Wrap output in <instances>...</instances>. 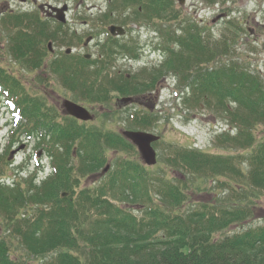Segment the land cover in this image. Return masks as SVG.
<instances>
[{
  "label": "trees",
  "instance_id": "1",
  "mask_svg": "<svg viewBox=\"0 0 264 264\" xmlns=\"http://www.w3.org/2000/svg\"><path fill=\"white\" fill-rule=\"evenodd\" d=\"M201 1L215 4L229 0ZM119 2L115 5L118 6L116 10L136 7L133 15L137 21L171 24V30L166 27L161 30L167 41L168 56L160 68L179 76V86L190 93L184 104H204L229 118L236 135L228 131L221 140L237 150L252 148L247 155L249 168L245 171L232 163L234 158L230 155L176 148L165 162L174 169H184L191 176L204 174L216 178L218 186L226 187L227 195L219 198L222 204L201 203L199 207L181 212L186 201V184L181 185L178 180L173 182L165 176L153 177L146 167L128 159L119 162L121 167L113 170L103 186L83 189L74 199L70 191L74 185L70 184L74 171L72 168L67 171L74 145L71 144L67 153L69 138L79 141L77 146L82 162L76 170L81 176L97 172L105 163L103 147L129 151L130 144L117 133L102 132L94 127L80 125L77 134L79 123L76 120L58 121L57 114L45 110L43 101L38 100L40 110L35 112L31 95L22 90L16 78L0 69V84L18 100L30 133L33 129L40 132L42 139L38 145L53 158L55 168V173L40 185L31 182L34 194L30 193L31 188L24 187V181H18L12 187L0 183V220L4 225L0 232V264H30L20 258L17 251L22 249L40 264H264V226H261L264 224L217 237L221 229L253 218L258 206L251 197L264 194V140L254 147L255 131L260 125L264 126V78L236 57L235 42L239 32H231L235 24L227 28L228 33L224 31L220 40L211 42L198 21L179 22L183 19L172 0ZM111 16L109 12L104 18ZM41 21L38 13L34 16L6 14L0 18L5 29H17L9 33L11 54L16 55L19 49L34 52L39 48L37 44L42 40L32 41L26 34L36 38L35 33L43 28ZM43 25L50 29V25ZM32 27L36 32L31 31ZM19 33L23 34L22 38ZM47 33L49 36H45V40L53 37L52 33ZM124 50L136 55L132 49ZM113 53L111 51L108 56ZM211 62L215 65L202 66ZM105 67L101 72L87 71L85 74L58 70L54 73L66 89L84 100L105 98L113 90L132 94L136 88L144 86L141 80L119 74L115 78L106 75L105 80L99 82ZM61 130L65 131L64 137L58 134ZM117 139L123 144L116 143ZM102 140L106 142L102 143ZM119 170L125 172L122 185L118 183L123 181ZM221 176L229 181L222 180ZM32 180L25 182L28 184ZM62 189L69 190L70 196H62ZM127 204L136 205L138 210L135 212L138 213L130 210ZM29 205L41 207L36 210L37 217L18 211ZM15 242L19 243V249ZM50 254L52 257L47 258Z\"/></svg>",
  "mask_w": 264,
  "mask_h": 264
},
{
  "label": "rangeland",
  "instance_id": "2",
  "mask_svg": "<svg viewBox=\"0 0 264 264\" xmlns=\"http://www.w3.org/2000/svg\"><path fill=\"white\" fill-rule=\"evenodd\" d=\"M172 1L180 12V17L183 19L179 22L183 23V21L187 22L188 20L198 21L205 31L204 34H206V36L209 35L208 40L211 42L220 40L224 31H227L230 25L235 24V27L232 26L231 32L233 31L234 33L235 30L239 32L235 42L236 57L238 56L240 61L246 64L248 63L253 71H259L260 75L264 78V0H229L226 3L218 2L215 4L205 3L201 0H184V4H181L179 0ZM63 5L69 6V12L66 15V26L56 25V21L53 20L55 15L51 16L53 12L52 7H61ZM109 9V0H0V12L4 14H32L34 16L38 13L42 20L41 24L43 28L41 29L44 30L43 32L39 30L36 32L32 31L34 28L32 27L31 31L36 32L35 34L38 35L36 38L34 35L26 34L32 41L35 40L36 42L42 40L37 44L39 48L34 50V52L32 50L24 52L23 49H19L16 55H14L11 54L8 49V41L9 33L17 29H5L2 24H0V69H4V72L8 76L16 78L22 90L31 95L30 97L35 112L40 110L38 107V100H40L45 102V110L49 109L52 115H58V121L62 123L67 121L68 123L70 119L67 117L66 111H64V100H73L85 106L87 109H90L91 113L94 115L93 119L89 122H80L79 126L76 127L77 134L79 133L81 125V127H94L102 132L112 131L122 137V131L124 130H143L159 135V141L155 144L153 143V147L157 152V162L151 166H143L146 167L149 175L153 177L165 176L173 180V182L177 183L178 180L181 185L184 183L186 184V201L180 209L181 212L199 207L201 203L222 204V200L219 198L223 195H227L225 194L226 187L223 188L218 186L219 181L216 178L204 174L191 176L186 173L184 169V171H181V168L174 169L165 162L166 157L174 152L176 148L230 155L234 158L232 163L237 164L246 171L249 168L247 155L252 151V148L237 150V148L230 147L229 143L223 142L221 137L224 134V129H229L230 131V129L234 127L231 126L229 118L215 110L208 109L204 104L200 106H189L184 104L186 95L188 94V97L190 95L189 91L179 86L178 75L173 74L172 71L167 72V70L160 68V62L166 57V54L160 49V46H162L164 42L160 29L166 27L167 30H171V28H173L169 27L171 24L161 22L156 24L154 21L151 22V25L144 23L131 24L129 27L132 32L127 40H130L128 42H131L133 46L138 48V53L141 54V57L131 59L121 54L117 59L113 60L111 64H106L105 72L99 82H103L106 75L113 78L119 77L116 76L118 73L120 77H127L131 80H141L144 86L136 88L132 94L120 93L113 90L107 97L105 96V98L102 97L99 98V100H84L78 98L72 91L67 90L63 86L62 81L53 74L51 62L55 60L56 54L62 53L63 55L67 50V45H71V43L68 42L71 33L67 32V29L69 27L76 28L78 30V35L85 34L86 36L95 30V25L91 19H94L97 14L107 12ZM48 19L52 20L49 21ZM84 22H88V24L85 25ZM44 23L53 24L57 33L47 40H45V36L49 35L46 29L49 27L45 29ZM237 25L239 29L236 28ZM154 32H157V34H154ZM19 34V37L22 38L23 34ZM53 40H57L59 46L65 45V48H62V50L59 48L55 50L54 47L56 45L52 44L53 51H55H49L48 44L52 43ZM98 43V38H95L92 42V46ZM105 43L106 42H104L103 45ZM113 44V40L110 39L108 43L104 45L103 51H106V49ZM72 48L74 49V47ZM77 48H80V45H78ZM88 50L89 53L94 55L95 60L103 59V57L99 58L101 51H96L95 49ZM117 54H119V52ZM99 65H101V63L98 61L97 66ZM214 65L215 63L211 62L202 66L209 67ZM155 66H157V69H160L158 73L155 72L157 69H152ZM144 68L148 70L144 71ZM89 71H94V69L91 68ZM120 83L121 85L124 84V82ZM131 84H133L132 81ZM129 97H132L133 100H127ZM118 98L119 101H117ZM135 111V115H138V117L135 119L130 118L129 113ZM0 116L5 117L4 114ZM3 122L4 121H2L1 124ZM6 130L9 131V128ZM7 133L6 131L0 133V161L2 159L4 160V163L0 162V179L5 178L6 184H10L12 178L20 182L24 181V187L31 188L32 191L30 190V193L34 194L35 191L32 189L31 182H33L35 186L40 185L38 180L41 181L43 178V176L39 174L40 172L38 173L35 170L34 162L38 150L36 143V141H38V136L36 137L35 135L31 139L20 134L17 136V139L13 142L14 146L12 150L21 145H23V148L13 162V158L7 159L11 151L10 149L9 151L7 150L8 141L11 139V136L9 137ZM58 134L64 137L65 131L61 130ZM231 135H236V131L232 130ZM255 136L256 141L254 147L257 146L260 141L264 140V126L260 125L255 131ZM74 141H72V138L67 140V153L70 152L71 144H74L70 152L72 156L69 163H67V171L71 168L74 171L73 178H70V184H74L73 187L70 188L71 197L74 199L78 198V194L83 189H98L99 185H103L105 181L109 180L112 171H109L107 176L100 179V176L107 171L106 165L110 164L113 170H116V168L121 167L122 163H119V161L122 159H128L139 165L142 163L139 149L134 145L132 146L131 141H126L131 146L129 151L118 148L106 149V146L103 147L107 158L105 163L102 164L100 169L94 174L81 176L78 170H76L77 166L82 162L80 156L81 152L77 146L79 141L77 140L75 143ZM101 142L105 143L106 141L102 140ZM116 143L119 145L123 144L120 143V139H117ZM58 145H61V143ZM41 151L39 159L43 158L42 164L45 166L46 170L44 174L46 175L50 173L49 157L46 155L45 151L42 149ZM32 159H34V161ZM73 171L69 170V174H72ZM35 172L38 174L33 177L31 173L35 174ZM100 172L103 173L100 175ZM124 173L125 172L121 170L119 177L122 178ZM74 177H78L80 180L76 181ZM32 178L36 180L28 181V184L25 182L26 179ZM219 178L224 181H229V178L227 179L225 176ZM233 184L236 185L235 182H233ZM62 191L66 192L64 196H70L69 190L62 189L61 192ZM251 198L255 199L257 202L259 201V204L256 202L258 207H255L253 218H246L245 220L234 223L228 228L221 229L220 233L217 234L218 238L240 232L249 226L264 224V194H258L255 198L253 195ZM127 207L134 211V213H138L135 212L138 210L136 205L127 204ZM37 208L38 210L41 209L39 206L29 205L18 211L21 214L32 217L37 214ZM1 220L0 232H2L4 228ZM15 243L17 249H19V243ZM13 248L15 249V247ZM25 250L22 249L17 251L20 258L30 264H40L38 259H31ZM51 257L52 255L50 254L47 258Z\"/></svg>",
  "mask_w": 264,
  "mask_h": 264
},
{
  "label": "water",
  "instance_id": "3",
  "mask_svg": "<svg viewBox=\"0 0 264 264\" xmlns=\"http://www.w3.org/2000/svg\"><path fill=\"white\" fill-rule=\"evenodd\" d=\"M180 2L184 3V0H180ZM66 9L67 7L65 6L62 10H60L61 12H59V15L57 16L59 20L65 21V14L63 13V10ZM110 30L113 34H116L117 31L121 34L124 33V29L118 26H112ZM63 106L66 113L72 116L83 120H89L92 118V115L84 106L74 101L66 99L63 102ZM124 135L138 146L145 163L153 165L157 162V153L153 148L152 143L157 141L159 139V136L142 131H128L124 132Z\"/></svg>",
  "mask_w": 264,
  "mask_h": 264
},
{
  "label": "flooded vegetation",
  "instance_id": "4",
  "mask_svg": "<svg viewBox=\"0 0 264 264\" xmlns=\"http://www.w3.org/2000/svg\"><path fill=\"white\" fill-rule=\"evenodd\" d=\"M53 20L55 21V19L53 18ZM96 22H97V29L96 30H94L93 32H91L90 34H88V35H86V36H88V37H93V41H94V39L95 38H98L99 36H100V39L98 40V44H95L94 46H92V42L90 41V45H89V43L86 45V37H83V42L80 44V43H78V41L77 40H74L73 41V47H74V54H75V57H78V58H80L82 55L85 57V55H86V51L88 50V49H90V50H92V49H95L96 51H102V49L100 48L101 46H102V43L103 42H107V39H109V35H108V32L106 31V29L108 28V27H105L104 25H105V23L102 21V20H100V19H97L96 20ZM113 22H111L110 24H112ZM115 23V22H114ZM84 24L85 25H87L88 24V22H84ZM115 24H118V23H115ZM120 25V24H119ZM124 27H125V29H126V34L125 35H122V36H120V35H116L114 38L116 39V40H119V41H122V42H126L127 41V38H129V35H130V32H131V30L129 29V27L127 26V24H125V25H123ZM106 28V29H105ZM69 30H71V31H73L75 34H77L78 33V30L76 29V28H71V27H69L68 28ZM78 35V34H77ZM102 37H103V39H102ZM106 40V41H105ZM52 43H53V45H56L54 48H55V50H57L58 48L60 49V50H62V48H65V45H63V46H59V43H58V41L57 40H55V41H52ZM78 45H80V48H77L78 47ZM54 50V51H55ZM54 51H51V52H54ZM60 58H62V53H58V54H56V57H55V60H53L52 62H51V64H54L55 65V67L57 66V64L59 63V59ZM117 101H119V99H117Z\"/></svg>",
  "mask_w": 264,
  "mask_h": 264
},
{
  "label": "bare ground",
  "instance_id": "5",
  "mask_svg": "<svg viewBox=\"0 0 264 264\" xmlns=\"http://www.w3.org/2000/svg\"><path fill=\"white\" fill-rule=\"evenodd\" d=\"M57 8V11H59V12H61L60 10H62L63 9V7L61 6V7H56ZM64 11V10H63ZM61 21V20H60ZM53 74H55V73H53ZM136 147H138L136 144H134ZM112 172H113V168L111 167V165L109 164V165H106ZM121 179H123V181L121 180V181H119V184H121L122 185V183L123 182H125V179H124V175H123V177L121 178ZM103 184H105V183H103ZM99 186H103V185H99ZM67 194H68V192H67ZM63 195H66V193L65 194H62V196ZM258 225L259 224H257V225H253V226H251V227H258ZM261 226H264V225H261Z\"/></svg>",
  "mask_w": 264,
  "mask_h": 264
}]
</instances>
